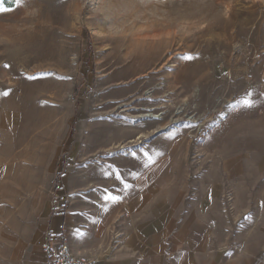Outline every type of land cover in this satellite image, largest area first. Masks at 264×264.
<instances>
[{
    "label": "rangeland",
    "instance_id": "1",
    "mask_svg": "<svg viewBox=\"0 0 264 264\" xmlns=\"http://www.w3.org/2000/svg\"><path fill=\"white\" fill-rule=\"evenodd\" d=\"M0 8L9 9L0 11L1 234L30 231L63 193L95 220L101 195L122 194L117 170L133 185L138 168L150 169L152 184L167 185L168 206L182 185L229 182L224 161L263 173L264 0Z\"/></svg>",
    "mask_w": 264,
    "mask_h": 264
},
{
    "label": "crops",
    "instance_id": "2",
    "mask_svg": "<svg viewBox=\"0 0 264 264\" xmlns=\"http://www.w3.org/2000/svg\"><path fill=\"white\" fill-rule=\"evenodd\" d=\"M6 126L3 120L0 158L8 152ZM223 167V178L229 182L182 185L184 192L179 191L170 206L164 192L167 185L152 184L150 169L138 168L141 172L130 194L129 190L118 193V203L105 199L108 194L96 200L101 209L96 210L95 220L83 215L86 205L77 209L67 205L63 193L30 231H0V264H53L64 243L95 264H264V171L253 162L245 166L246 174L226 161ZM66 188L55 186L56 191ZM228 190L231 211L225 210L222 199ZM249 215L252 219L245 220ZM112 228L111 236H105Z\"/></svg>",
    "mask_w": 264,
    "mask_h": 264
},
{
    "label": "snow or ice",
    "instance_id": "3",
    "mask_svg": "<svg viewBox=\"0 0 264 264\" xmlns=\"http://www.w3.org/2000/svg\"><path fill=\"white\" fill-rule=\"evenodd\" d=\"M3 2H4V0H0V4H2ZM14 2L17 5H19L20 0H14ZM6 10H9V9L0 8V11H6ZM187 59H192V57H187ZM29 78L31 79L32 77H29ZM3 95L6 96V95H8V93L7 92H4ZM248 96L250 97L251 96V93H249ZM244 104H245L246 107L252 108L253 105H254V102L251 99H245ZM131 155L135 156L136 153L133 151L131 153ZM114 178L116 180H119L121 182L122 187L119 189V191H126V190H128V189H130V188L133 187V185H131L130 183H128L126 181V178L121 174V172L119 170L115 171ZM105 199L110 200V201H112L114 203H118L121 200V197L118 196V195L109 194V195H107L105 197ZM261 206L264 207V202H262ZM251 219H252V216L251 215L245 217V220H251ZM76 234L77 235H80V236L83 235L82 233L79 232V229L76 230Z\"/></svg>",
    "mask_w": 264,
    "mask_h": 264
},
{
    "label": "built area",
    "instance_id": "4",
    "mask_svg": "<svg viewBox=\"0 0 264 264\" xmlns=\"http://www.w3.org/2000/svg\"><path fill=\"white\" fill-rule=\"evenodd\" d=\"M53 264H95L91 257L78 255L68 243H64L52 259Z\"/></svg>",
    "mask_w": 264,
    "mask_h": 264
},
{
    "label": "bare ground",
    "instance_id": "5",
    "mask_svg": "<svg viewBox=\"0 0 264 264\" xmlns=\"http://www.w3.org/2000/svg\"><path fill=\"white\" fill-rule=\"evenodd\" d=\"M19 37H20V36H19ZM17 44H19V42H18ZM17 44H16V45H17ZM150 117H151V116H150ZM152 118L158 119L159 117H158V116H152ZM142 137H143V135L140 136V138H142Z\"/></svg>",
    "mask_w": 264,
    "mask_h": 264
},
{
    "label": "trees",
    "instance_id": "6",
    "mask_svg": "<svg viewBox=\"0 0 264 264\" xmlns=\"http://www.w3.org/2000/svg\"><path fill=\"white\" fill-rule=\"evenodd\" d=\"M58 182H60V180H58ZM55 186H56V189H57L58 184L56 185V183H55Z\"/></svg>",
    "mask_w": 264,
    "mask_h": 264
}]
</instances>
